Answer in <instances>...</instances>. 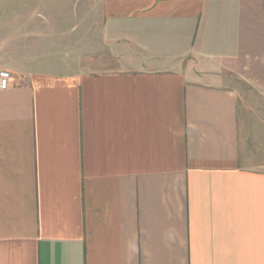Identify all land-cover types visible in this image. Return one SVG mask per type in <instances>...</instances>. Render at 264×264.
I'll use <instances>...</instances> for the list:
<instances>
[{
  "label": "crops",
  "instance_id": "1",
  "mask_svg": "<svg viewBox=\"0 0 264 264\" xmlns=\"http://www.w3.org/2000/svg\"><path fill=\"white\" fill-rule=\"evenodd\" d=\"M22 1L0 264H264V0Z\"/></svg>",
  "mask_w": 264,
  "mask_h": 264
},
{
  "label": "rangeland",
  "instance_id": "2",
  "mask_svg": "<svg viewBox=\"0 0 264 264\" xmlns=\"http://www.w3.org/2000/svg\"><path fill=\"white\" fill-rule=\"evenodd\" d=\"M39 4L38 1L25 2L22 0H0V10L39 8Z\"/></svg>",
  "mask_w": 264,
  "mask_h": 264
},
{
  "label": "built area",
  "instance_id": "3",
  "mask_svg": "<svg viewBox=\"0 0 264 264\" xmlns=\"http://www.w3.org/2000/svg\"><path fill=\"white\" fill-rule=\"evenodd\" d=\"M12 76L7 70L0 71V91L7 90L11 85Z\"/></svg>",
  "mask_w": 264,
  "mask_h": 264
}]
</instances>
